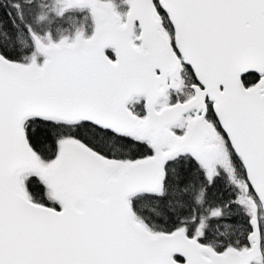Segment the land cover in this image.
I'll return each mask as SVG.
<instances>
[{
    "label": "snow or ice",
    "instance_id": "snow-or-ice-1",
    "mask_svg": "<svg viewBox=\"0 0 264 264\" xmlns=\"http://www.w3.org/2000/svg\"><path fill=\"white\" fill-rule=\"evenodd\" d=\"M124 2L0 5V264H264V0Z\"/></svg>",
    "mask_w": 264,
    "mask_h": 264
},
{
    "label": "rangeland",
    "instance_id": "rangeland-1",
    "mask_svg": "<svg viewBox=\"0 0 264 264\" xmlns=\"http://www.w3.org/2000/svg\"><path fill=\"white\" fill-rule=\"evenodd\" d=\"M114 4L115 10L121 14L123 17L126 13L127 6L124 0H112ZM14 10L12 9V12ZM23 19L18 20L17 23L21 29L24 28V24L27 23L25 18L32 22L27 24H32L33 28L43 33L44 31L51 32V38L53 42L58 41L62 36H72L75 31L79 28H83L84 35L87 37L93 30V25L91 22V18L86 9L83 10H70L68 11L63 18H56L54 16L49 17V21H45L41 25H36L34 23V17L36 14V6L35 4L25 7L22 9ZM15 14V12H13ZM15 16V15H14ZM26 16V17H25ZM30 18V19H29ZM80 18V19H77ZM142 107V102H141Z\"/></svg>",
    "mask_w": 264,
    "mask_h": 264
},
{
    "label": "trees",
    "instance_id": "trees-1",
    "mask_svg": "<svg viewBox=\"0 0 264 264\" xmlns=\"http://www.w3.org/2000/svg\"><path fill=\"white\" fill-rule=\"evenodd\" d=\"M3 4H5V0H0V5H3ZM29 6H31V5L22 4V9L25 8V7H29ZM8 10L12 12V9H11L10 7L8 8ZM13 10H14V9H13ZM13 12H15V10H14ZM13 12H12V14H13V16H14L15 14H14ZM0 16H2L3 19H4L5 21H7V19H8V14H7V12L5 11V7H4V6H0ZM25 17H26V16H25ZM29 19H30V18H29ZM25 21H26L27 23H32V22L28 21L26 18H25ZM6 26H8V25H6ZM51 35H52V34H51ZM106 53L109 54L110 57H111V53H110L109 51H106ZM137 107H138V108H141V105H138ZM140 114L142 115V111L140 112Z\"/></svg>",
    "mask_w": 264,
    "mask_h": 264
},
{
    "label": "water",
    "instance_id": "water-1",
    "mask_svg": "<svg viewBox=\"0 0 264 264\" xmlns=\"http://www.w3.org/2000/svg\"><path fill=\"white\" fill-rule=\"evenodd\" d=\"M126 6H127V10H126V12L128 11V5L126 4ZM88 13H89V11H88ZM126 14V13H125ZM89 15H90V13H89ZM93 31V30H92ZM92 34V32L89 34V36ZM112 57V56H111ZM112 58H114V57H112Z\"/></svg>",
    "mask_w": 264,
    "mask_h": 264
}]
</instances>
